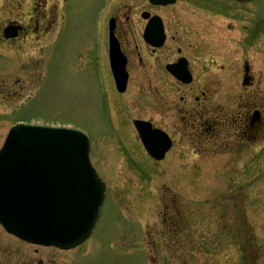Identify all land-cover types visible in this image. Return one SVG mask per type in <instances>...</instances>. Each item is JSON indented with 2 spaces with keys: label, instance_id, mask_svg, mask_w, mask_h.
I'll use <instances>...</instances> for the list:
<instances>
[{
  "label": "rangeland",
  "instance_id": "1",
  "mask_svg": "<svg viewBox=\"0 0 264 264\" xmlns=\"http://www.w3.org/2000/svg\"><path fill=\"white\" fill-rule=\"evenodd\" d=\"M73 2L77 6L71 26L73 62L66 61L64 49L57 64L49 67L52 47L47 43L31 91L0 89V147L17 121L72 125L89 135L90 159L106 186L91 236L69 250L41 248L37 258L43 256L44 264H264V153L240 159L205 156L179 143L163 160L151 158L133 119L153 115L164 123V113L134 101V76L125 93L115 94L108 75L106 90L100 92L92 61L94 31L91 37L85 32L91 20L89 7L98 0ZM4 5L0 0V23L16 16ZM248 6L254 23L264 0L250 1ZM214 20L215 37L231 39L217 46L219 53L227 54L231 48V54L241 56L242 46L236 44L241 20L221 14ZM251 33L250 39L255 36L256 41L250 42L245 57L259 77L264 74V29ZM24 48L28 54L39 53L32 45ZM0 53L19 58L18 53ZM6 75L16 77L13 72ZM0 244L34 254L33 246L21 244L1 225ZM14 261L22 264L23 257Z\"/></svg>",
  "mask_w": 264,
  "mask_h": 264
},
{
  "label": "flooded vegetation",
  "instance_id": "2",
  "mask_svg": "<svg viewBox=\"0 0 264 264\" xmlns=\"http://www.w3.org/2000/svg\"><path fill=\"white\" fill-rule=\"evenodd\" d=\"M249 2L176 0L171 4H154L151 0H98L89 7L91 20L85 32L91 37L94 31L92 61L100 92L106 90L108 75L111 87L115 86L109 56L112 33L126 60L127 89L134 76V101L145 104L149 111L159 107L164 113V123L153 115L145 120L171 137L168 153L182 143L205 156L232 155L240 159L249 153L263 154L264 74L256 77L245 52L249 51L250 42L256 41L254 35L264 29V7L256 9L259 19L251 23ZM5 3L3 7L16 16L0 23V52H13L19 58L14 60L11 53H0V89L13 90V93L31 91L39 78L37 70L43 65L44 45L48 43L52 47L49 67L57 64L64 49L66 61L73 62L71 26L77 6L73 0H5ZM218 14L241 20L237 24L240 36L236 39V44L242 46L241 56L231 54V48L227 54L219 53L217 46H225L231 39H218L212 32ZM150 21L163 28L160 46L154 45L160 37L144 36ZM8 25L18 27L12 37L5 36ZM27 44L34 46L38 55L28 54L24 48ZM179 58L186 60L190 82L178 80L167 69ZM219 59L224 60L220 65ZM10 72L16 77L6 75ZM137 108L134 105L135 111ZM33 247L34 254L31 251V255H25L0 244V264H20L14 261L19 256L23 257L22 264H44L43 256L37 258L43 247Z\"/></svg>",
  "mask_w": 264,
  "mask_h": 264
},
{
  "label": "water",
  "instance_id": "3",
  "mask_svg": "<svg viewBox=\"0 0 264 264\" xmlns=\"http://www.w3.org/2000/svg\"><path fill=\"white\" fill-rule=\"evenodd\" d=\"M111 53L119 62L114 68L117 86L124 90V62L113 48ZM168 68L179 79L190 80L185 65ZM135 125L148 153L163 159L171 145L166 133L147 121L137 120ZM104 190L90 162L84 133L23 123L9 130L0 149V223L8 232L37 244L76 247L97 223Z\"/></svg>",
  "mask_w": 264,
  "mask_h": 264
},
{
  "label": "bare ground",
  "instance_id": "4",
  "mask_svg": "<svg viewBox=\"0 0 264 264\" xmlns=\"http://www.w3.org/2000/svg\"><path fill=\"white\" fill-rule=\"evenodd\" d=\"M167 154V153H166ZM21 240V239H20ZM32 245V244H31ZM32 246H34V245H32ZM41 247V246H40ZM44 248V247H43ZM45 248H54V247H45Z\"/></svg>",
  "mask_w": 264,
  "mask_h": 264
}]
</instances>
